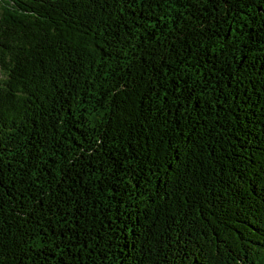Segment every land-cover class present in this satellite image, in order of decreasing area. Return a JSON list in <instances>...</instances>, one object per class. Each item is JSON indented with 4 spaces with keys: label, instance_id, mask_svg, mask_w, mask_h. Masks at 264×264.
I'll return each instance as SVG.
<instances>
[{
    "label": "trees",
    "instance_id": "16d2710c",
    "mask_svg": "<svg viewBox=\"0 0 264 264\" xmlns=\"http://www.w3.org/2000/svg\"><path fill=\"white\" fill-rule=\"evenodd\" d=\"M264 264V0H0V264Z\"/></svg>",
    "mask_w": 264,
    "mask_h": 264
},
{
    "label": "rangeland",
    "instance_id": "374dc122",
    "mask_svg": "<svg viewBox=\"0 0 264 264\" xmlns=\"http://www.w3.org/2000/svg\"><path fill=\"white\" fill-rule=\"evenodd\" d=\"M258 262H260V261H258ZM260 264H261V262H260Z\"/></svg>",
    "mask_w": 264,
    "mask_h": 264
}]
</instances>
